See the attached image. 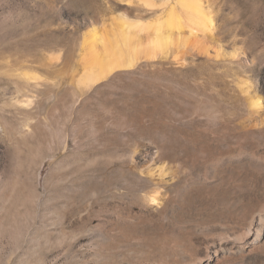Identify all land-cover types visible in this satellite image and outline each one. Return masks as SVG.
<instances>
[{"label":"rangeland","instance_id":"obj_1","mask_svg":"<svg viewBox=\"0 0 264 264\" xmlns=\"http://www.w3.org/2000/svg\"><path fill=\"white\" fill-rule=\"evenodd\" d=\"M201 1L213 23L199 45L88 83L86 33L147 42L176 0H0V264H264V0ZM212 93L227 99L218 124L192 101ZM111 142H234L256 180L223 185L218 148L131 161ZM117 206L138 229L114 250L103 234L120 228L103 211Z\"/></svg>","mask_w":264,"mask_h":264},{"label":"bare ground","instance_id":"obj_2","mask_svg":"<svg viewBox=\"0 0 264 264\" xmlns=\"http://www.w3.org/2000/svg\"><path fill=\"white\" fill-rule=\"evenodd\" d=\"M135 23L142 26L146 25L141 21H135ZM212 23L213 20L201 0H176L168 16L164 18L163 21H160L156 31L153 35L149 36L147 42L132 37L130 31L126 30H122L118 36H114L113 38H108L105 35L98 36L97 33L89 31L84 35V43L87 52L83 57V62L86 68L93 65L95 71L88 78V83L100 79L110 68L116 65V63L119 64L120 61H126L129 66H133L141 55L155 56L160 52H168L171 49L173 51V49L176 48L179 52H183L188 49L187 47L191 44L192 37L195 38L193 45H199L200 39L198 32L202 31L206 33L209 27L212 26ZM185 28H189L191 33H184ZM245 80L246 79L240 83V88L246 93L250 89V84ZM225 99L222 93H212L207 94L205 98H197L192 101L195 105L197 114L205 116L207 120L213 122V124H218L222 119L220 114ZM247 101L249 104L248 106H250L253 111H259L262 107L261 98L258 95L252 96L249 93L247 95ZM227 117L231 120L235 119L236 115L233 107L229 110V113H227ZM135 144V142H111L106 145V148L118 150L119 155H122L120 153L121 149H128L127 152L124 151L123 153L131 161L134 160L135 154L138 153V155H142L151 151L153 148L158 149L159 155L169 157L173 160L181 159L184 155L193 154L199 147L207 152L212 151L214 148H218L221 158L220 164H218L219 169L224 173L225 171L232 170L233 173L229 176L228 181V177L226 175L227 178L224 176L225 181L222 183L223 185L226 184V187H230L231 183L235 182L237 190L241 192V190L244 189L240 190V178L237 180L235 174L239 175V177L243 175V182L246 185H251L252 188L256 180L254 171L253 173L250 172L252 176L243 173L247 170V167L243 165L249 163L253 164V158H251L248 150H246L244 146L241 147L242 149L237 148L234 142H142L138 147ZM147 156L150 157L148 153ZM133 165L136 166V164ZM144 173L146 176H141L137 179L138 187H144L146 185L147 175H153L154 171L148 170ZM183 185L184 184H182V186ZM155 194L157 195V193ZM149 199L153 202H157V196L151 195ZM202 200H204L203 196ZM168 206L169 205L164 207L162 212L175 213L173 210L174 207L172 206L168 209ZM228 207L232 209L235 206L230 204ZM133 212V207L129 209L118 207L103 211V216L107 217L112 225H116L120 228L119 233H113L111 230H108L103 234L110 249H116L117 239L125 233L123 229L127 231L138 229L137 222L132 219ZM260 239L264 241V236H261ZM163 249L166 250L167 248L163 247ZM169 252L171 251L169 250Z\"/></svg>","mask_w":264,"mask_h":264}]
</instances>
